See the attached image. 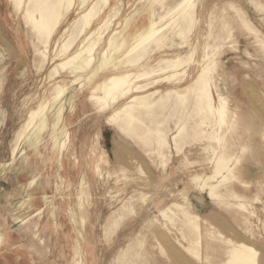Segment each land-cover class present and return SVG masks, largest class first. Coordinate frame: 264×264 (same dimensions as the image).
I'll use <instances>...</instances> for the list:
<instances>
[{
  "label": "bare ground",
  "instance_id": "obj_1",
  "mask_svg": "<svg viewBox=\"0 0 264 264\" xmlns=\"http://www.w3.org/2000/svg\"><path fill=\"white\" fill-rule=\"evenodd\" d=\"M9 2L23 17L32 39L38 43L36 45L33 41L32 44L37 70L41 73L51 61L54 67L49 71L50 81L68 76L72 78L70 83L53 84L52 99H45L28 111L25 122L15 134L12 164L23 152V148L25 150L22 155L26 154L27 149H33L39 154L40 144L48 131H51L53 143L52 159L60 164L62 170L65 161H72L78 172L83 163L87 164L86 171L78 173L77 185L71 178L58 173L56 193L62 194L61 201L48 196L45 191L41 197L45 200L46 208H53L48 219L55 234V239L51 238L47 243L50 252H54L53 247L60 250L59 260L64 258V252H68L72 257L71 264L102 263L87 238L93 190H96L98 181H108L112 175L125 173L126 170L122 159L115 161V164H119L117 170L112 166L99 135L92 143L93 147L87 151L89 159L83 155L84 151L81 153L76 148L78 96L76 93L68 96L74 86L80 85L79 91L88 93V100L99 117H109L108 120L116 124L124 134L154 145L157 155L163 159V170L171 160L170 140L178 155L183 152L182 141L191 138L206 146L204 150L208 155L205 161L211 173L195 174L191 179L201 189L205 188L214 202H220L226 207L220 209L231 216L237 228H233L221 214L215 213L210 217L214 224L210 218H202L183 204L173 203L165 208L159 205L160 215L169 220V224L163 225V231L159 233V249L164 250L167 245L171 261L175 264H264V216L257 209H249L243 203L245 197L239 193V187L246 188L245 183L241 182V186L232 183L237 179L238 165L249 151L248 145L241 143L239 135L238 138L236 135L247 115L240 112V105L230 100L229 95L225 96L220 87L223 78L219 71L223 56L227 49L236 47L235 50H238L239 45L227 42L232 33L229 26L233 21L225 17L218 26L216 22L219 19L214 18L212 12L207 39H211L213 44H204L202 55L196 58L200 39L204 36L200 32L205 24L198 8L201 6L206 9L205 0H144L141 2L142 7H136L123 22L117 21L122 14L120 0L114 3L111 0ZM230 6L235 10L237 20L241 21L248 32L256 35L255 38L259 39L264 50V39L246 18L243 10ZM256 6L264 10V5ZM159 9L163 10V15L158 12ZM167 18L170 20L163 23ZM116 22H119V28L123 26L119 31L114 30ZM17 42L27 60V46L20 39ZM54 44L55 53L51 56ZM8 47H4V44L0 47V64L6 63L8 57L11 59L12 55H18L15 51L11 55L8 50L12 47ZM195 71L197 74L192 77L191 73ZM5 79L6 67L2 66L0 89ZM68 108L69 116L65 117ZM255 112L258 116L259 113ZM190 113L198 118L193 119L189 133L186 126H183V120ZM143 115L151 119L153 127L147 124ZM170 117L177 118L174 124L176 128L180 124L178 133L172 135L171 139L169 131L163 128ZM257 121H262V118L257 117ZM130 162L136 169H140L138 158L131 157ZM9 165L3 164L2 167ZM42 178L43 174L36 173V170L31 175L27 185L28 198L33 196L30 192ZM66 189L67 196L64 197ZM73 190H77L79 200L77 211L72 208ZM136 192L137 189L134 190ZM135 198L131 196L130 207L123 204L107 217L103 225L107 245L114 242L113 236L125 215L135 211ZM231 199L237 202L232 203ZM43 214L41 210L39 216ZM40 220L32 225V229L35 238L45 245V240L39 238L42 228ZM9 234L0 227V248L12 247ZM137 237L132 238L125 247L119 248L111 264H127L126 258L135 248ZM34 246L31 245L34 252L43 256L38 247ZM136 254L139 256L138 252ZM184 254L189 255L194 262L186 260ZM35 261L33 259L34 264Z\"/></svg>",
  "mask_w": 264,
  "mask_h": 264
},
{
  "label": "rangeland",
  "instance_id": "obj_2",
  "mask_svg": "<svg viewBox=\"0 0 264 264\" xmlns=\"http://www.w3.org/2000/svg\"><path fill=\"white\" fill-rule=\"evenodd\" d=\"M111 1L114 3L118 0ZM141 2H144V0H120L122 14L117 21L123 22V19L136 7L141 8L143 5ZM254 2L256 5H264V0H205L204 6H206V9H202L201 6L198 8L199 15L203 16L205 24L203 31L200 32L204 36L200 39L196 58L202 55L204 44H213L211 39H207L210 31L208 23L210 22L211 13L214 12L213 17L219 19L216 22L218 26L225 17L233 21L229 26L232 31L231 37L227 42L231 45H239L238 50H235L236 47L227 49L223 56L222 68L219 71L223 78L220 87L225 96L229 95L230 100L240 105V112L245 113V116L247 115L244 125L236 135L237 138L239 135L241 143L248 145L249 151L243 156L240 165H238L236 170L237 179L233 180L232 183L240 186L241 182L245 183L246 188L239 187V193L245 197L243 203L249 209H257L263 217L264 50L259 39L255 38L256 35L248 32L241 21L237 20V14L230 6L234 5L243 10L246 18L251 21L259 31L260 37L264 39V10L256 6ZM158 12L164 14L162 9H159ZM169 20L170 18H167L163 23H167ZM119 22H116L114 30L119 31L123 28V26L119 28ZM226 34L229 33L226 32ZM19 39L27 46L29 52L27 60L18 46L17 40ZM33 41L23 17L14 10L9 0H0V47L3 44L4 47H8L9 44L8 48L12 47L11 51L8 50L9 53L12 55V52L15 51L18 54L16 56L12 55L11 59L8 57L6 63L0 64V68L2 66L6 67V79L0 89V227H3L6 232H10L9 235L12 237V247L0 248V264H34L33 259L36 260V264H71L72 257L68 255V252H64V258H60V260L58 259L61 255L60 250L58 251L56 247H53L54 252H50V245L47 243L50 242L51 238L55 239V234L51 230L48 219L53 208H46L45 200L41 197L45 194V191L48 196L61 201L60 196L62 194L56 193L58 173L71 178L77 185L78 173L85 172L87 164L83 163L78 172L72 161H65L62 170L60 164L52 159L51 131L44 134L43 142L40 144L38 151L39 154L34 152L33 149H27L26 154L22 155L25 150L23 148L21 155L19 154L12 164L15 134L25 122L28 111L45 99H52L51 88L53 84L56 82L70 83L72 80L68 76L64 79L57 78L50 81L48 79L49 71L54 67L51 61L47 69L40 73L35 66L36 55L32 45ZM34 42L38 45L36 41ZM39 48L43 49L41 46ZM55 48L56 45H52L51 56L54 55ZM99 50L96 52V56ZM155 63H152V65ZM196 74V71L192 72L191 76L195 77ZM78 86H74L73 90L75 91H70L68 96L70 97L73 93L78 96L79 118L76 120V127L78 128L76 130V148L81 153L84 151L83 155L86 156V159H89L87 151L93 147L92 143L99 135L101 138L100 143L107 152L112 166L117 170L119 164H115V161L122 159L125 161L124 168H126L125 173L114 174L108 181H98L96 190H93V200H91L93 206L87 223V238L94 251L99 255V260L102 261L101 264H111L119 248L128 245L135 236H138L136 244L134 243L135 248L127 256V264L174 263L171 261L172 257L167 245L164 250L159 249V233L163 231V225L169 224V220L160 215L159 205L165 208L173 203L183 204L204 219L210 218L215 213L221 214L233 228H237L231 216L220 209L226 207L220 202H214L209 197L208 191L205 188L201 189L191 179V176L195 174L211 173L208 163L205 161L208 155L204 150L205 145L191 140L192 138L182 141L183 152L178 155L175 153L176 149H174L173 141L170 140L172 146L171 160L167 168L163 170L161 168L163 159L157 155L153 144H146L135 136L124 134L116 124L114 125L108 120L109 117H99L92 103L88 100V93L84 92L83 94L79 91L80 87ZM213 92L215 93V90ZM215 98L217 100L216 96ZM255 110L259 113L258 116L255 115ZM69 112L70 108L65 113V117L69 116ZM257 117L262 118V121L258 122ZM143 118L148 125H151V119L149 120L147 115H143ZM197 118H194L192 113L184 118L183 126H186L188 132L191 130L190 125H192L193 119ZM177 121V118L170 117L166 124L167 127H163L165 131L170 132H168L169 139L172 138V135L178 133L180 124L177 128L174 125ZM153 126L152 124L151 127ZM139 133H142V131ZM131 157L139 159L140 169H136L131 164ZM3 164L10 165L3 168ZM35 170L36 173L43 174L44 178L39 180L37 186L30 192L33 196L28 198L27 185ZM136 185L137 187H135ZM135 189L138 192L134 193ZM73 193L72 208L76 210L79 203L77 190H73ZM65 196H67V189L64 192ZM131 196H136L133 205L135 211L125 215L116 230V234L113 236L115 243L107 245L104 240L103 225L107 217L116 210L115 208H120L123 204L131 206ZM231 201L232 203L237 202L235 199H231ZM41 210L44 211V214L39 216ZM66 210L68 211L69 208H66ZM39 220L42 225L39 238L45 240V245H42L39 239L35 238L32 229V225ZM210 221H212L211 218ZM212 222L216 224L214 221ZM254 225H257L255 221ZM239 230L241 231V229ZM32 244L36 245L34 247H38L43 256L39 252H34L31 247ZM136 252L139 253V256ZM185 256L186 260L194 262L189 255L184 254Z\"/></svg>",
  "mask_w": 264,
  "mask_h": 264
}]
</instances>
